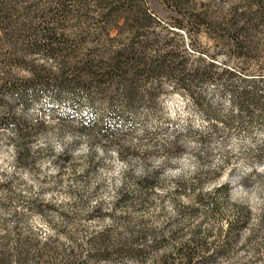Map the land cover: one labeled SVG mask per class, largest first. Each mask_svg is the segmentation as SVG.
<instances>
[{
  "label": "rangeland",
  "instance_id": "374dc122",
  "mask_svg": "<svg viewBox=\"0 0 264 264\" xmlns=\"http://www.w3.org/2000/svg\"><path fill=\"white\" fill-rule=\"evenodd\" d=\"M145 2L153 23L182 19L158 0ZM195 2H209L215 15L228 9L219 0ZM172 29L177 34L169 37L196 67L260 66L229 60L205 32ZM204 89L226 114L222 91ZM16 111L33 128L18 151L15 132H0L1 234L50 240L61 251L74 230L80 237L131 221L134 230L152 233L135 248L146 255L96 264H157L153 256L176 252L193 237L206 244L199 248L202 255L212 257L203 264H264V123L212 132L191 96L174 83L163 84L128 117L118 110V118L109 119L99 102L91 108L85 97L56 101L49 93ZM172 142L177 147L167 155L164 147ZM237 207L251 216L232 232Z\"/></svg>",
  "mask_w": 264,
  "mask_h": 264
},
{
  "label": "trees",
  "instance_id": "16d2710c",
  "mask_svg": "<svg viewBox=\"0 0 264 264\" xmlns=\"http://www.w3.org/2000/svg\"><path fill=\"white\" fill-rule=\"evenodd\" d=\"M158 1L182 19L153 23L145 0H0V132H15L17 151L33 128L17 114V107L26 109L47 93L56 101L85 97L91 108L99 102L113 119L118 110L126 117L134 114L163 84L174 83L191 96L212 132L264 123V0H219L228 9L218 15L209 2L199 6L195 0ZM172 28L194 35L205 32L229 60L260 66L256 71L221 68L214 62L196 67L169 37L177 34ZM208 85L227 98L226 114L221 103L207 99ZM212 132L202 135L210 138ZM176 147L172 142L165 153ZM236 211L232 232L248 225L251 216L248 208ZM130 224L80 237L74 230L67 235L69 247L61 251L50 240L41 244L20 233L14 238L0 233V264H96L143 257L146 252L135 248L152 233L136 231ZM201 240L193 237L192 244L153 258L157 264L210 262L212 257L199 250L206 245Z\"/></svg>",
  "mask_w": 264,
  "mask_h": 264
},
{
  "label": "clouds",
  "instance_id": "9594fccd",
  "mask_svg": "<svg viewBox=\"0 0 264 264\" xmlns=\"http://www.w3.org/2000/svg\"><path fill=\"white\" fill-rule=\"evenodd\" d=\"M86 151V149H84ZM173 175H175V173H173Z\"/></svg>",
  "mask_w": 264,
  "mask_h": 264
}]
</instances>
